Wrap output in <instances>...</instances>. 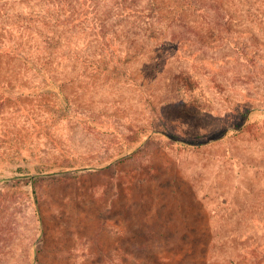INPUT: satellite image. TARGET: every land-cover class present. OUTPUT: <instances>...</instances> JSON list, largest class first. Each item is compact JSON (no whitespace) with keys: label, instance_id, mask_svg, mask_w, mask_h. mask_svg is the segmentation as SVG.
I'll list each match as a JSON object with an SVG mask.
<instances>
[{"label":"rangeland","instance_id":"rangeland-1","mask_svg":"<svg viewBox=\"0 0 264 264\" xmlns=\"http://www.w3.org/2000/svg\"><path fill=\"white\" fill-rule=\"evenodd\" d=\"M4 36L0 264H264V0H0Z\"/></svg>","mask_w":264,"mask_h":264},{"label":"trees","instance_id":"trees-1","mask_svg":"<svg viewBox=\"0 0 264 264\" xmlns=\"http://www.w3.org/2000/svg\"><path fill=\"white\" fill-rule=\"evenodd\" d=\"M99 31H101V30H99ZM96 42L98 44L97 49H96V56L102 58L101 61L97 62V67L99 68V66L102 63L104 64V63H108L109 61H111L110 56L113 55V51L110 50L112 40L105 32H98ZM0 47H2V49L4 51H6V50L11 51L14 56L19 57L28 65L33 66L35 64L34 60L31 58L30 54L27 55V54L22 53L21 48L17 47L13 43L12 39L9 36H7V37L4 36V39L0 40ZM95 57L93 58V60L96 59ZM61 92H62V90H61ZM58 93H60V89H59ZM181 142H183L184 144L188 143V142L182 141V140H181ZM78 170H80V171H95V167H82V169H78Z\"/></svg>","mask_w":264,"mask_h":264}]
</instances>
